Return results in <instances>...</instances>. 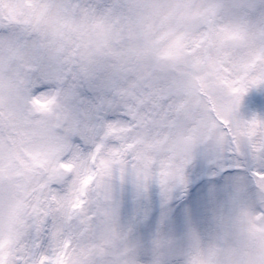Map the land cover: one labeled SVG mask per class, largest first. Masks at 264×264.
<instances>
[{
  "label": "snow or ice",
  "instance_id": "snow-or-ice-1",
  "mask_svg": "<svg viewBox=\"0 0 264 264\" xmlns=\"http://www.w3.org/2000/svg\"><path fill=\"white\" fill-rule=\"evenodd\" d=\"M0 264H264V0H0Z\"/></svg>",
  "mask_w": 264,
  "mask_h": 264
}]
</instances>
